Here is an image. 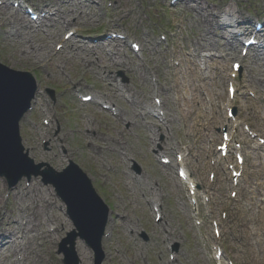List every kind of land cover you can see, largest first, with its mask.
I'll return each mask as SVG.
<instances>
[{"label":"rangeland","instance_id":"374dc122","mask_svg":"<svg viewBox=\"0 0 264 264\" xmlns=\"http://www.w3.org/2000/svg\"><path fill=\"white\" fill-rule=\"evenodd\" d=\"M28 1L35 7L45 5L42 0ZM95 1L99 7H93L90 0H82L80 8L77 5V8L62 9V15L71 19L75 17L72 10L78 9L80 12L84 9L92 14L90 22H71L68 28L58 24L57 28L52 29L53 37H38L48 47L51 55L47 67L21 57L16 52V46L5 41L0 31V62L15 70L32 73L39 84L37 103L47 105L50 111L43 115L36 106L37 109L25 117L21 123L23 146L31 153V149L41 147L42 152L34 153L35 156L31 157L35 164L48 163L55 170L62 171L72 160L92 179L97 193L111 208V222L108 226L111 238L104 242V264H218L212 250L215 245L223 247L225 263L230 259L234 264H264L263 150L258 147L256 139L246 137L248 142L243 147L247 163L244 167L245 175L238 186L233 185L227 168L234 163L233 160L216 157V146L221 143V127L227 124L224 110L225 103H228L227 84L232 73V62L238 58L225 57L226 51L223 48L222 53L206 50L193 56L196 52L200 53L192 44L203 33V28L195 24L198 21L194 11L182 6L168 8L170 0ZM199 1L209 11L212 7L223 10L233 5L242 12L244 19L247 18L252 23V30L255 22L264 19V0ZM46 3L55 6V0H46ZM116 3L119 5L116 6ZM70 30L77 31L78 39L89 44H92L90 38L100 39L93 36L99 33L127 35L130 43L125 42L126 44L117 47L123 60L132 69L126 72L125 68L117 66L105 73L98 67H92L90 62L73 59L68 61L66 69L61 72L57 64L65 57L66 49L59 51L58 46L63 44L64 36ZM162 35L167 40L159 46ZM133 41L142 44V53L131 50L129 45L134 44ZM110 47L112 45L104 46L101 53L107 56L106 49ZM56 50L59 52L57 56ZM201 55L207 58L204 59ZM239 55L238 51V57ZM176 58L184 60L185 65L182 66L181 63L180 66H175L173 60ZM207 59H212L213 63L207 62ZM215 60L219 64L216 65ZM251 61H243L242 77L238 81L242 88L249 87L245 90L247 94L252 92L256 95L243 96L234 106L239 111V122L249 124L264 138V94L258 89L257 82L248 84L249 80L245 77L247 68L254 67ZM206 66H211L213 71L206 70ZM195 69L197 75L192 76L191 70ZM141 75L146 78V82ZM110 77L112 82L108 81ZM153 78L159 81L162 88L170 89L166 92L157 88L164 100L169 120L171 148L182 152L188 173L200 185L201 214L198 218L194 217L189 202L191 197L188 186L178 177L174 150L163 151L159 146L163 141L169 143L168 139L161 134L157 143L152 145L148 128L140 125L129 127L100 105L83 104L75 92V88H78L84 94L93 93L97 97H105L109 104L130 111L133 109L132 104L126 102L120 94L114 93V81L121 80L129 88L122 91H130L132 100L138 102L135 105L140 107L141 103L154 105ZM111 83L113 87L110 86ZM55 89L64 95L56 94ZM201 89L205 90V96ZM50 90L54 92V97ZM207 97L211 99L210 102L206 101ZM198 112H203L204 117H198ZM46 118L52 119L54 123L45 126L43 121ZM153 121L149 117L146 122ZM87 122L91 123V131L86 129ZM36 127L40 130L49 129V137L55 140L54 154L59 161L42 155L50 151L52 142L50 138L42 139L36 133ZM125 128L127 131L118 135V130ZM159 130L166 133L162 128ZM239 132H244L243 126L238 128ZM245 136L243 134L242 138ZM115 139L121 144L114 143ZM256 147L258 149L254 151ZM160 155L168 156L172 164H162ZM213 160H218L219 167L212 166ZM212 170L216 174L214 181L208 179ZM35 182L62 207L54 189L44 185L40 178H24L17 186L28 188V185ZM211 184L215 190L213 205L212 201L209 203L204 198L206 193H211ZM0 188L10 190L1 178ZM150 189H156L164 195L161 203L165 220L160 226L155 223L154 213L148 204L149 195L153 194ZM232 191L238 194L234 199L231 197ZM221 211L225 212V218L221 217ZM57 212L66 217L62 210ZM212 218L221 224L220 238L214 237ZM196 221H202V227H197ZM71 230L73 228L62 229L60 238L51 249L53 256L58 254L59 242ZM167 231L175 232L174 239H167ZM169 247H172V251ZM138 251L141 254L137 256ZM92 260L94 263V256ZM58 264H61V260H58Z\"/></svg>","mask_w":264,"mask_h":264},{"label":"bare ground","instance_id":"6f19581e","mask_svg":"<svg viewBox=\"0 0 264 264\" xmlns=\"http://www.w3.org/2000/svg\"><path fill=\"white\" fill-rule=\"evenodd\" d=\"M60 1L62 4H70L66 0ZM16 2V0H0V26H6V29H4L5 40L16 46V52L21 57L47 66L51 55L48 47L37 39L38 36L49 35L53 37L54 34H52L51 29L57 28L56 25L58 24L67 25L66 28H68L72 20H69L67 16H62L61 6L57 4L58 8L50 5L46 6V9L42 11L46 13V16L40 20V23H33L25 17L19 16V10L13 8ZM91 2H94V0H91ZM177 3H180L181 6L190 11L193 10L198 21L195 24L203 28V33L193 41V48L198 51L211 50L220 53H222L221 49L223 48L226 51L225 57L238 58L239 47L243 44L241 37L250 32L247 26L250 21L242 17L243 14L240 10H237L233 5H229L228 8L223 10L218 7H212L209 11L208 7L200 3L199 0H179ZM78 4L80 2H75L70 4V7L77 8ZM72 14L75 16L72 22L82 21L81 23H85L90 22L92 19V14L87 13L84 9H81L80 12L78 9L72 10ZM257 40L258 44L250 48L252 53L250 56L254 67L253 69L248 67L247 71L250 83L257 82L258 89L261 94H264V31L257 35ZM67 42L70 43L66 46L65 57L57 64V68L61 72L66 69L68 61L73 59H81L84 63L90 62L92 67H98L101 72L105 73H109L112 68L117 66L125 68L126 72H130L132 69V66L123 60L120 54L121 51L117 47L122 46L123 41L113 40L109 42L114 47V50H110L107 56L101 53L102 48L99 46L101 43L91 46L77 40L75 37ZM206 61L213 63L212 59H207ZM215 61L216 65L219 64L217 60ZM184 65L185 62H183ZM195 67L198 70V67ZM206 67L205 69L209 72L213 71L211 66ZM196 69L195 71L191 70L190 74L192 76L197 75ZM254 69L256 72H254ZM143 75L141 77L146 82V78ZM108 81L112 82V77ZM114 82L116 83V91L114 93H118L123 98L130 100L133 109L131 111H117L111 107V113L116 116L118 121L128 124L129 127L140 125L148 128L151 133L150 140L152 145L157 143V135H164L169 143L166 141L161 142L159 144L160 148L163 151L171 149L170 135L161 132L159 124L145 121L149 115H152L158 117V121L164 123L161 108L152 106L150 103H147V105L141 103L140 107L133 105L138 102L132 101L131 94H127L130 91H122L128 87L119 83L118 80ZM110 86L113 87L112 83ZM185 86L188 87L187 85ZM94 103L99 105L107 104L105 97H95ZM38 109L41 110L43 115H47L50 112L49 107L42 103L38 105ZM115 113L117 114L115 115ZM86 126V129L91 131V123L87 122ZM36 131L43 137L42 139L50 138L49 129L40 130L36 127ZM125 131H127L126 128L118 130V135H123ZM58 138L60 139L61 136H58ZM50 140L52 142L50 151L42 153V155L51 159L54 157L59 161L52 147L55 140L54 138H50ZM117 141L115 139L114 143ZM117 143L121 144L120 141ZM92 145L96 147L94 143ZM40 148L35 149L38 152H42ZM122 154L125 155L126 153ZM159 157L161 158V156ZM171 170L172 168H170ZM125 174L128 176V173ZM150 191L154 194L149 195L148 204H154L161 210L159 202H161L163 196L158 195L154 190L150 189ZM59 206V203L38 183H32L28 188L19 186L13 189L11 193L4 188H0V264H58L57 257L51 254V249L57 243L58 238H60L62 229L67 230L73 227L69 219L57 212ZM62 207V212H65V205H62ZM131 231L134 232L133 229ZM174 234L175 232L171 231L168 236L174 239ZM76 251L80 260L79 264H93L91 253L88 252L90 251L89 248L80 239L77 240ZM117 254H119V251H117ZM139 254H141L140 251H138L137 256Z\"/></svg>","mask_w":264,"mask_h":264},{"label":"water","instance_id":"95a60500","mask_svg":"<svg viewBox=\"0 0 264 264\" xmlns=\"http://www.w3.org/2000/svg\"><path fill=\"white\" fill-rule=\"evenodd\" d=\"M31 84V85H30ZM34 84L28 79L18 77L11 72L0 70V172L12 168L17 163L20 152L19 121L29 108L30 99L34 92ZM8 165V166H7ZM81 172L74 167L71 178L66 176L60 183L55 177L51 180L59 188V193L70 205L71 217L79 230L71 238L72 244L80 235L95 251L96 264L103 259L101 239L105 231L109 210L100 197L93 191L86 176L78 177ZM18 181V180H17ZM16 181V182H17ZM13 182V183H16ZM71 250L66 254L71 257ZM68 264H70L68 262ZM74 264V263H71Z\"/></svg>","mask_w":264,"mask_h":264}]
</instances>
